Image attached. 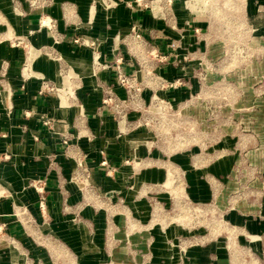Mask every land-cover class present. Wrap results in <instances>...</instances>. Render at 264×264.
<instances>
[{
  "label": "rangeland",
  "instance_id": "rangeland-1",
  "mask_svg": "<svg viewBox=\"0 0 264 264\" xmlns=\"http://www.w3.org/2000/svg\"><path fill=\"white\" fill-rule=\"evenodd\" d=\"M189 1L134 0L165 28L190 37L168 51L167 61L184 68L173 82L155 75L162 63L138 24L119 43L125 55H112L105 65L98 60L99 41L88 38L98 54L95 62L111 68L113 86L125 92L123 101L104 106L116 112L123 140L139 144L125 149L129 155L116 183L99 188L83 173L75 177L71 223H78L83 208L101 213V226L86 230L93 253L66 257L51 234L34 233L39 253L54 258L53 264H83L85 258H95L92 264H264V0H200L193 10ZM114 5L9 0L8 10L21 16L27 10L38 26L44 22L38 28L57 35V24L79 26L84 12L85 24L93 26ZM175 12L192 20L190 32L185 21L183 28L176 23ZM26 36L5 41L28 51L29 64L37 51ZM81 39L71 43L80 46ZM126 63L136 65L139 77L121 71ZM67 69L61 65L59 71ZM75 76L73 70L62 76L64 85ZM71 91L70 85L62 94ZM19 254L21 264H41Z\"/></svg>",
  "mask_w": 264,
  "mask_h": 264
},
{
  "label": "crops",
  "instance_id": "crops-1",
  "mask_svg": "<svg viewBox=\"0 0 264 264\" xmlns=\"http://www.w3.org/2000/svg\"><path fill=\"white\" fill-rule=\"evenodd\" d=\"M112 1L115 8L101 12L93 26L85 24L87 17L83 12V24L72 29L57 24V35H53L38 28L37 16L27 10L23 16L18 11L14 13L8 10L9 0H0V12L6 13H0L5 24L0 26V264H21L19 253L34 263L53 264L54 258L39 253L32 239L37 232L51 234L66 257L74 255L80 259L93 253L94 242L86 230L101 226V213L83 208L78 212V223H71L78 199L72 178L75 163H82L94 186H110L117 182L122 161L129 155H125V149L129 152V148L139 144L123 140L122 125L114 122L116 112L104 106L107 101L115 103L125 98L124 90L113 86L111 68L100 67L92 59L91 48L75 46L71 38L98 40V60L105 65L112 55H125L119 43L129 33L131 24L136 23L151 45L152 54L157 55L156 62L162 63L155 67V75L173 82L184 71L180 62L167 61L168 51L172 46L183 47L189 36L183 33L182 37L178 31L165 28L134 0ZM194 1L200 0H190V10L201 4L200 1L191 8ZM173 16L181 28V21H185L190 32L191 19L187 21L176 12ZM16 36H26L30 47L37 51L29 64L28 51L23 54L7 46L5 39ZM61 65L68 67L63 74L59 71ZM70 70L76 76L69 79L66 87L62 76ZM121 71L139 77L135 64L121 65ZM42 82L55 88L57 94H68L70 85L73 91L59 97L42 91ZM37 181L42 183V212L33 188ZM94 260L85 258L83 264Z\"/></svg>",
  "mask_w": 264,
  "mask_h": 264
},
{
  "label": "built area",
  "instance_id": "built-area-1",
  "mask_svg": "<svg viewBox=\"0 0 264 264\" xmlns=\"http://www.w3.org/2000/svg\"><path fill=\"white\" fill-rule=\"evenodd\" d=\"M41 23H44V22L41 21L39 23V26H42ZM132 31H134V29H132ZM81 40H82V42L80 43V46L89 47V48L93 47V48H91V50H92V59H97L98 58V54H97V56H95L96 52H95V48H94V42L90 41L88 38H83ZM73 43L77 44L78 40L73 41ZM118 79H121V76H118ZM41 90L44 91V92L57 94V90L55 88L49 86L45 82L41 83ZM43 123L46 125L47 121L43 120ZM81 173H83L84 177L85 176L88 177V173H87L86 169L82 166V163L80 161H76V163H75V171L73 173V175H75V176H73V180H75L77 178V176L79 174H81ZM33 188L35 189L36 193L38 194V204H37L38 205V209L42 212L43 209H44V206H43V203H44L43 201L44 200H43V197H42V195H43V193H42V183H40V181L35 182V184L33 185ZM0 237H1V230H0Z\"/></svg>",
  "mask_w": 264,
  "mask_h": 264
},
{
  "label": "bare ground",
  "instance_id": "bare-ground-1",
  "mask_svg": "<svg viewBox=\"0 0 264 264\" xmlns=\"http://www.w3.org/2000/svg\"><path fill=\"white\" fill-rule=\"evenodd\" d=\"M95 56H97V53H96V55ZM98 59V58H97ZM97 59H95V61L97 60Z\"/></svg>",
  "mask_w": 264,
  "mask_h": 264
}]
</instances>
